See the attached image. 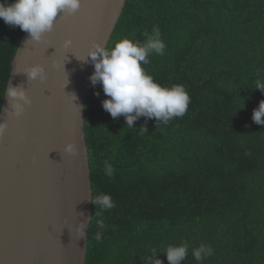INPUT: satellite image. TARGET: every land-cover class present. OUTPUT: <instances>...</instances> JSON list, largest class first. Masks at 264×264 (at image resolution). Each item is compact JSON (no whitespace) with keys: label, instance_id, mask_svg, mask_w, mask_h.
Returning a JSON list of instances; mask_svg holds the SVG:
<instances>
[{"label":"trees","instance_id":"trees-1","mask_svg":"<svg viewBox=\"0 0 264 264\" xmlns=\"http://www.w3.org/2000/svg\"><path fill=\"white\" fill-rule=\"evenodd\" d=\"M154 29L166 47L145 71L182 85L191 102L183 117H140L128 128L103 109L102 86H91L93 199L107 194L114 207L92 203L86 264H148L154 253L168 264L163 252L182 244L181 264H264V125L252 120L264 100L254 87L264 82V0H126L107 49L125 38L143 44ZM24 33L0 19V112ZM201 245L213 252L197 261Z\"/></svg>","mask_w":264,"mask_h":264},{"label":"water","instance_id":"water-1","mask_svg":"<svg viewBox=\"0 0 264 264\" xmlns=\"http://www.w3.org/2000/svg\"><path fill=\"white\" fill-rule=\"evenodd\" d=\"M125 4L81 0L40 42L22 36L6 93L9 84L21 86L31 103L14 116L5 93L0 112L7 123L0 138V264H86L93 191L85 105L94 65L82 60L94 43L108 47ZM35 65L44 68L43 80L27 79L25 69ZM70 143L76 154L65 152Z\"/></svg>","mask_w":264,"mask_h":264},{"label":"clouds","instance_id":"clouds-1","mask_svg":"<svg viewBox=\"0 0 264 264\" xmlns=\"http://www.w3.org/2000/svg\"><path fill=\"white\" fill-rule=\"evenodd\" d=\"M81 7V0H13L11 4L0 3V19L5 24L19 28L29 34V40L40 42L46 32H50L54 22L61 15H73ZM72 41L65 40L64 47L68 48ZM166 45L160 37L158 29H154L145 43L122 39L115 43L114 47L107 49L99 43H94L83 62L94 65V72L90 75L91 85L95 87L98 83L102 86L107 99H104L102 107L113 119L124 117L128 128H135L134 122L145 117L155 119L158 123L183 117L190 104V96L182 85L165 87L155 81L147 74L143 65L149 63L152 54L163 55ZM81 60V59H79ZM28 80L45 78V70L40 65L25 69ZM68 83V80H67ZM66 83V84H67ZM65 84V85H66ZM65 87V86H64ZM254 87L264 92V82L257 81ZM97 96L99 93H95ZM6 96L9 98L10 108L14 116L19 117L24 111V105L30 104L28 96L23 87H13L9 84ZM74 100L77 99L72 94ZM264 100L259 102L253 110L252 120L256 124L264 125ZM7 128L6 122H0V138L3 137ZM146 128V127H143ZM65 152L76 154L77 148L73 144L65 146ZM107 175L113 174L111 165H106ZM95 207L111 209L114 202L107 194H99L91 199ZM103 226L101 225V228ZM79 237L85 236L86 224L80 222L76 229ZM99 241L102 238L101 231L95 236ZM213 250L201 245L193 251L197 261L210 256ZM168 264H181L188 254V245L170 246L163 252ZM157 254L148 258V264H163L160 259H154Z\"/></svg>","mask_w":264,"mask_h":264}]
</instances>
